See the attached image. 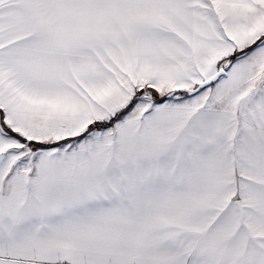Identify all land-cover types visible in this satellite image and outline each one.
Listing matches in <instances>:
<instances>
[{
    "label": "snow or ice",
    "instance_id": "snow-or-ice-1",
    "mask_svg": "<svg viewBox=\"0 0 264 264\" xmlns=\"http://www.w3.org/2000/svg\"><path fill=\"white\" fill-rule=\"evenodd\" d=\"M0 264H264V0H0Z\"/></svg>",
    "mask_w": 264,
    "mask_h": 264
}]
</instances>
